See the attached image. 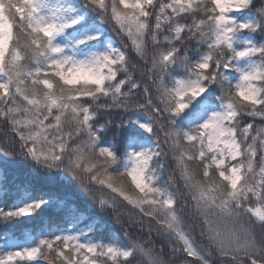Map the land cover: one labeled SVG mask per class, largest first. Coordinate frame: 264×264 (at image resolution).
Returning <instances> with one entry per match:
<instances>
[{
    "label": "snow or ice",
    "instance_id": "snow-or-ice-1",
    "mask_svg": "<svg viewBox=\"0 0 264 264\" xmlns=\"http://www.w3.org/2000/svg\"><path fill=\"white\" fill-rule=\"evenodd\" d=\"M114 110L136 130L108 145ZM0 132L50 189L0 223L67 217L0 236V264H264V0H0ZM62 180L126 242L95 238Z\"/></svg>",
    "mask_w": 264,
    "mask_h": 264
},
{
    "label": "trees",
    "instance_id": "trees-1",
    "mask_svg": "<svg viewBox=\"0 0 264 264\" xmlns=\"http://www.w3.org/2000/svg\"><path fill=\"white\" fill-rule=\"evenodd\" d=\"M254 3L258 8L261 5V0H254ZM107 32L118 44L121 42L120 38L111 29V25L108 26ZM257 39L259 40L258 36ZM120 118L121 114L115 110L111 114L102 115L101 123L113 121V123L107 125L102 137L108 145L113 143L123 144L126 138L131 136L136 130L135 126L129 128L117 127ZM11 147L12 143L0 132V152L5 149L11 150ZM28 164L31 163L19 155L14 159L0 155V207L5 209L13 207L22 199L27 198L25 193L31 196H39L50 191L49 187L37 177V173L29 170ZM31 167L33 166L31 165ZM97 194L99 195L98 190ZM55 195L80 208L83 213L82 221L88 217L95 219L99 225L95 238L126 242L123 234L128 231L127 226L121 228V223L116 220L115 214L109 213L107 209H101L97 203L92 202L76 182L62 180L55 190ZM105 196H107V193H105ZM66 222V215L53 204L34 218H23L7 226L0 223V236L7 235L13 238L15 243L23 244L26 234L39 236L41 232H47L55 225L61 228L65 227ZM130 231L133 237L136 239L140 238L136 229H131ZM209 258L212 264H223L221 258L213 253H209ZM192 259L191 257H185L182 253H177V264H189ZM40 264H46V262L41 261Z\"/></svg>",
    "mask_w": 264,
    "mask_h": 264
},
{
    "label": "rangeland",
    "instance_id": "rangeland-1",
    "mask_svg": "<svg viewBox=\"0 0 264 264\" xmlns=\"http://www.w3.org/2000/svg\"><path fill=\"white\" fill-rule=\"evenodd\" d=\"M1 133H2V132H1ZM7 138L9 139V141H10L12 144L14 143V141L12 140V138H11L10 135H9ZM28 166H29V170H33L34 173L36 172L35 169H34V167H31V164H28Z\"/></svg>",
    "mask_w": 264,
    "mask_h": 264
}]
</instances>
